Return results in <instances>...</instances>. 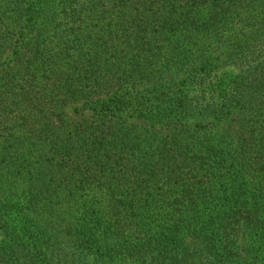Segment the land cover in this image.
Here are the masks:
<instances>
[{"label":"trees","instance_id":"obj_1","mask_svg":"<svg viewBox=\"0 0 264 264\" xmlns=\"http://www.w3.org/2000/svg\"><path fill=\"white\" fill-rule=\"evenodd\" d=\"M0 264H264V0H0Z\"/></svg>","mask_w":264,"mask_h":264},{"label":"rangeland","instance_id":"obj_2","mask_svg":"<svg viewBox=\"0 0 264 264\" xmlns=\"http://www.w3.org/2000/svg\"><path fill=\"white\" fill-rule=\"evenodd\" d=\"M67 113H68V117L70 118V120L72 121H76L80 118V115L74 113V110L72 108H69L67 110Z\"/></svg>","mask_w":264,"mask_h":264}]
</instances>
